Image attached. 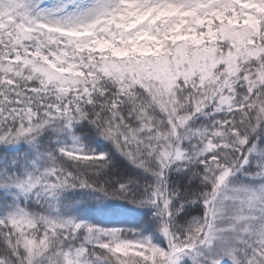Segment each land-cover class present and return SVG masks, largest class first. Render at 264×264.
Instances as JSON below:
<instances>
[{"label": "snow or ice", "instance_id": "1", "mask_svg": "<svg viewBox=\"0 0 264 264\" xmlns=\"http://www.w3.org/2000/svg\"><path fill=\"white\" fill-rule=\"evenodd\" d=\"M0 264H264V0H0Z\"/></svg>", "mask_w": 264, "mask_h": 264}, {"label": "rangeland", "instance_id": "2", "mask_svg": "<svg viewBox=\"0 0 264 264\" xmlns=\"http://www.w3.org/2000/svg\"><path fill=\"white\" fill-rule=\"evenodd\" d=\"M45 2L50 4L53 2V0H45Z\"/></svg>", "mask_w": 264, "mask_h": 264}]
</instances>
